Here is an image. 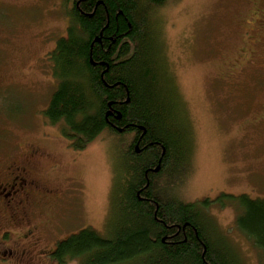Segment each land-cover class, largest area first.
<instances>
[{
	"label": "rangeland",
	"instance_id": "1",
	"mask_svg": "<svg viewBox=\"0 0 264 264\" xmlns=\"http://www.w3.org/2000/svg\"><path fill=\"white\" fill-rule=\"evenodd\" d=\"M65 10L63 0H0V151L38 142L50 152L41 169L60 164L43 173L53 191L38 205L50 217L35 215L25 234L13 227L0 233V264H60L58 242L85 228L108 237L126 216L119 135L106 129L76 150L44 114L58 88L44 57L67 32ZM152 14L163 79L190 146L185 181L174 171L158 190L192 203L223 195L207 209L219 239L237 264H260L229 198L264 199V0H169Z\"/></svg>",
	"mask_w": 264,
	"mask_h": 264
},
{
	"label": "trees",
	"instance_id": "2",
	"mask_svg": "<svg viewBox=\"0 0 264 264\" xmlns=\"http://www.w3.org/2000/svg\"><path fill=\"white\" fill-rule=\"evenodd\" d=\"M167 1L63 0L68 37H60L53 51L58 88L44 114L60 124L76 150L106 129L126 141L128 150L122 159L125 218L108 237L85 228L58 242L53 258L60 264H237L207 212L223 195L185 202L166 196L168 187L151 184L167 177L190 148L180 104L163 79L151 22ZM229 201L236 228L264 264V199L242 194Z\"/></svg>",
	"mask_w": 264,
	"mask_h": 264
},
{
	"label": "flooded vegetation",
	"instance_id": "3",
	"mask_svg": "<svg viewBox=\"0 0 264 264\" xmlns=\"http://www.w3.org/2000/svg\"><path fill=\"white\" fill-rule=\"evenodd\" d=\"M164 4H166V2ZM164 4H161L160 7ZM65 37H68V27ZM54 50L55 49L49 50L46 54L47 56L44 57L45 59L47 58L53 75L55 67V62L53 61ZM122 60H124L123 56L120 61ZM37 136L40 137V139L47 141L51 140L42 134ZM128 137L129 140L135 142L137 139L136 132L129 133ZM126 143V141H122L121 145L124 148H122L123 151L128 150ZM136 150L139 151L138 145H136ZM49 154L50 152L42 148L38 142L24 146L19 143L15 145L13 150L7 149L3 152L0 151V233H3L4 236H6L4 231L7 227L19 228V230L24 229L22 233L25 234L28 220L31 221V224H29L31 226L32 221L35 220V215H40L41 211L43 214L48 215L45 210L38 205L39 200L43 199L44 196L48 198V196H51V191H53V189L46 187L50 183L51 178L45 176L43 173H47L49 170L56 172L60 166L59 162H52L47 166L46 170L41 169L39 162L49 157ZM189 155V150H187L181 163L177 161L174 162L166 173V175L168 174L167 177L161 176L158 180L153 178L151 183L152 187L155 185L162 187L161 185H164L165 181L171 180L174 171L180 173L178 176L183 179L182 182L185 181L182 170H190L188 167ZM66 179L67 184L64 193L71 186L70 176L66 177ZM147 180L149 181L148 178ZM27 205L31 208L32 213L30 209L26 211L25 207ZM6 254H9V259L12 257V250L7 249Z\"/></svg>",
	"mask_w": 264,
	"mask_h": 264
}]
</instances>
